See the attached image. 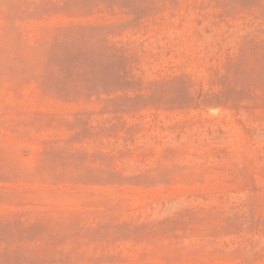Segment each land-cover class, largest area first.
Returning a JSON list of instances; mask_svg holds the SVG:
<instances>
[{
	"label": "rangeland",
	"instance_id": "rangeland-1",
	"mask_svg": "<svg viewBox=\"0 0 264 264\" xmlns=\"http://www.w3.org/2000/svg\"><path fill=\"white\" fill-rule=\"evenodd\" d=\"M0 264H264V0H0Z\"/></svg>",
	"mask_w": 264,
	"mask_h": 264
}]
</instances>
